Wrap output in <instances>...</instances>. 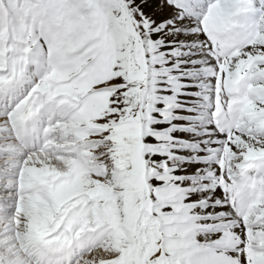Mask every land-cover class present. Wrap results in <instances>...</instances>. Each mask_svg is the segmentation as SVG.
<instances>
[{
	"label": "snow or ice",
	"instance_id": "snow-or-ice-1",
	"mask_svg": "<svg viewBox=\"0 0 264 264\" xmlns=\"http://www.w3.org/2000/svg\"><path fill=\"white\" fill-rule=\"evenodd\" d=\"M0 264H264V0H0Z\"/></svg>",
	"mask_w": 264,
	"mask_h": 264
}]
</instances>
